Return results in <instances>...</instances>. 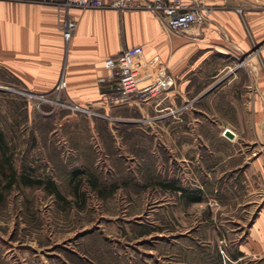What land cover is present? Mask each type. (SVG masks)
Instances as JSON below:
<instances>
[{
	"label": "rangeland",
	"instance_id": "374dc122",
	"mask_svg": "<svg viewBox=\"0 0 264 264\" xmlns=\"http://www.w3.org/2000/svg\"><path fill=\"white\" fill-rule=\"evenodd\" d=\"M262 48L207 54L187 78L190 91L160 106L110 98L83 106L60 90L25 89L0 66V128L17 173L10 187L0 172V250L14 258L44 222L58 243L30 257L33 264H121V248L129 250L123 264H229L254 216L250 200L263 197L243 182L264 153L262 120L249 101L258 72L251 58ZM212 86L198 98L197 89ZM25 174L52 180L62 197L24 184Z\"/></svg>",
	"mask_w": 264,
	"mask_h": 264
},
{
	"label": "crops",
	"instance_id": "0c3cea01",
	"mask_svg": "<svg viewBox=\"0 0 264 264\" xmlns=\"http://www.w3.org/2000/svg\"><path fill=\"white\" fill-rule=\"evenodd\" d=\"M202 4L208 11L206 22L185 33H176L146 9L82 10L66 7L60 0H0V66L25 89L53 93L63 82L60 91L68 100L83 106H100L117 89L104 62L121 52L136 53L139 62L160 59L177 80L170 93L183 95L190 91L186 87L187 78L203 70L207 54L227 48L235 54L247 55L263 47L260 57L256 54L251 58L258 72L256 89L249 101L254 111L259 112L264 140V0H202ZM66 19L77 23L70 41L63 37ZM216 87L197 89L196 94L198 98L204 97ZM243 175L250 195L259 191L263 197L250 200L256 203L254 216L245 228L243 242L237 250H229L232 255L229 264H239L243 259L252 263L264 259V153L250 161ZM39 186L48 190L45 183ZM48 192L55 195L51 190ZM44 225L43 222L36 226L32 243L26 242L22 250L14 253V258L13 250H0V264H33L32 256L39 260L43 250L58 243L53 239L52 226L46 232ZM128 253L127 248L114 252L119 258L117 263L123 264L122 257ZM87 254L77 255L91 260Z\"/></svg>",
	"mask_w": 264,
	"mask_h": 264
},
{
	"label": "built area",
	"instance_id": "2783aa9c",
	"mask_svg": "<svg viewBox=\"0 0 264 264\" xmlns=\"http://www.w3.org/2000/svg\"><path fill=\"white\" fill-rule=\"evenodd\" d=\"M69 8L115 9L121 12L134 9H146L156 14L163 25L176 33H185L195 26L203 25L208 18L205 6L196 1L187 4L182 0H60ZM77 28L75 20L66 19L62 25L63 37L70 41ZM105 68L110 78L117 83L115 94L110 97L111 103H121L132 100L137 104L155 102L160 106L170 98V91L177 85L176 77L168 72L160 59L139 62L138 55L125 51L117 56L108 57ZM64 83L58 85L63 89ZM172 112L180 111L182 107H172Z\"/></svg>",
	"mask_w": 264,
	"mask_h": 264
},
{
	"label": "trees",
	"instance_id": "16d2710c",
	"mask_svg": "<svg viewBox=\"0 0 264 264\" xmlns=\"http://www.w3.org/2000/svg\"><path fill=\"white\" fill-rule=\"evenodd\" d=\"M10 147L8 146V143L6 141V136L4 131L0 128V172H5V174H8L10 180L8 181V185L11 187L16 179V171L13 168V164L11 161V158L9 156ZM79 172V171H78ZM78 172H74L77 174ZM22 181L24 184L27 185H40L42 183L47 184V187L49 190L53 191L56 196L59 198L62 197L61 193L59 192L57 186L52 180H48V182H44L41 180H31L28 176V174H25V176L22 177ZM192 201H196L200 199L199 197H192Z\"/></svg>",
	"mask_w": 264,
	"mask_h": 264
},
{
	"label": "water",
	"instance_id": "95a60500",
	"mask_svg": "<svg viewBox=\"0 0 264 264\" xmlns=\"http://www.w3.org/2000/svg\"><path fill=\"white\" fill-rule=\"evenodd\" d=\"M225 133L230 135V136L234 135V132L232 130H230V129H226Z\"/></svg>",
	"mask_w": 264,
	"mask_h": 264
},
{
	"label": "bare ground",
	"instance_id": "6f19581e",
	"mask_svg": "<svg viewBox=\"0 0 264 264\" xmlns=\"http://www.w3.org/2000/svg\"><path fill=\"white\" fill-rule=\"evenodd\" d=\"M231 137H233V135Z\"/></svg>",
	"mask_w": 264,
	"mask_h": 264
}]
</instances>
